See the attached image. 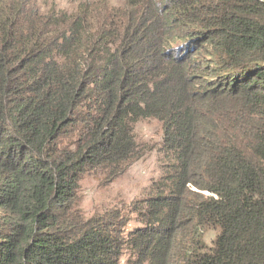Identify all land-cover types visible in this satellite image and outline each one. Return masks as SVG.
I'll return each instance as SVG.
<instances>
[{"label": "trees", "instance_id": "16d2710c", "mask_svg": "<svg viewBox=\"0 0 264 264\" xmlns=\"http://www.w3.org/2000/svg\"><path fill=\"white\" fill-rule=\"evenodd\" d=\"M123 2L0 0V264H264V0ZM150 119L163 175L86 213Z\"/></svg>", "mask_w": 264, "mask_h": 264}, {"label": "rangeland", "instance_id": "374dc122", "mask_svg": "<svg viewBox=\"0 0 264 264\" xmlns=\"http://www.w3.org/2000/svg\"><path fill=\"white\" fill-rule=\"evenodd\" d=\"M107 1L111 11H121L124 7L123 0ZM86 3L87 0H38L37 4L43 17L56 15L67 18L77 14L80 7ZM134 133L141 145L140 149L147 150V154L111 184H105L99 173L86 174L78 191L81 206L86 213L106 210L121 202L131 203L139 200L147 195L153 183L163 175L165 167L163 164L166 162L159 152L153 149L157 148L162 140V123L154 119L141 121L135 126ZM135 225L133 222L131 227ZM214 237V232L209 231L205 234L208 245H211Z\"/></svg>", "mask_w": 264, "mask_h": 264}]
</instances>
